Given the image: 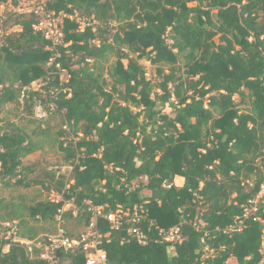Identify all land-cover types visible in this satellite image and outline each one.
Listing matches in <instances>:
<instances>
[{
	"label": "trees",
	"instance_id": "1",
	"mask_svg": "<svg viewBox=\"0 0 264 264\" xmlns=\"http://www.w3.org/2000/svg\"><path fill=\"white\" fill-rule=\"evenodd\" d=\"M46 4L55 14L76 11L83 21L64 20L67 46L60 48L59 63L70 73L71 92L59 94V110L50 117L62 118L58 149L72 171L61 183L62 201L26 206L0 198V264H48L37 247L47 237L29 220L55 221L69 202L78 208L77 217L71 209L63 213L72 238L90 223L87 202L105 212L143 206L147 216L141 223L111 230L99 221L108 263L260 264L264 198L242 232L228 236L218 230L243 216L264 184V0ZM35 23L34 15L8 14L5 29L21 30L0 42V182L7 188L30 186L22 178L24 160L42 146L2 117L4 109L15 104L31 118L57 80L46 70L51 44L34 31ZM111 56L115 62L109 64ZM142 60L166 64L168 73L159 69L162 79L154 83ZM48 77L43 92L33 89ZM5 222H18L17 236L32 244L15 241ZM133 225L147 235L146 244L130 235ZM176 226L181 243L159 235ZM58 264H86L85 253L62 254Z\"/></svg>",
	"mask_w": 264,
	"mask_h": 264
},
{
	"label": "built area",
	"instance_id": "2",
	"mask_svg": "<svg viewBox=\"0 0 264 264\" xmlns=\"http://www.w3.org/2000/svg\"><path fill=\"white\" fill-rule=\"evenodd\" d=\"M48 0H4L0 2V42L4 44L6 37L11 33L21 30L20 26H12L5 29L6 22L8 20V14L15 15H34L36 17V23L33 25L35 32L39 33L45 40L50 42V46L46 49L51 52V57L47 63L46 70L50 75L55 74L57 80L48 77L47 82L42 84H36L33 86L35 91H42V87L51 81L49 90V96L46 92H43L45 99H39L33 107L32 118L38 121L48 120L56 111L59 110L57 103L58 96L61 93L69 94L71 89L68 88L70 81V73L67 69L61 66L59 60L61 59L60 48L67 46L64 44V20L69 18L76 20L81 25L83 21L79 14L60 12L58 14L48 11ZM57 71L54 72L53 70ZM58 81V83L56 82ZM25 91L19 98V102L22 106L25 104ZM68 96V97H69ZM62 114L65 111H61ZM67 129V127H65ZM264 198V184L261 187L260 192L251 199L244 207V215L237 217L233 225L218 230L222 233L232 236L235 233L242 232L245 227V220L251 216H255L260 209V206ZM63 198H58L54 201H62ZM87 212L91 214V220L87 228L81 235L77 237H70L65 228L66 221L63 218V213L73 210L72 213L77 217L78 208L71 202L66 203L65 206L59 210L58 215L55 217V223L57 226L56 232L52 235H47V239L44 243L40 242L37 247L42 249V259L48 262V264H58L62 254H68L75 251H82L86 256V264H107L106 252L101 248L104 235L100 231L99 221L104 219L110 225L111 230H119L124 223L132 222L134 224L141 223L146 219L147 213L143 206H135L133 211L130 212L119 208L115 212H105L103 206H95L91 202L86 203ZM18 222L9 223L5 222L2 225L9 228V236H13L15 241H19L22 244L31 245L32 242L21 240L18 236ZM200 222L196 220L193 222V226L196 229L200 228ZM130 235L134 236L136 240L141 244L147 243V235L141 230L139 226L133 225L129 231ZM159 235L166 242L181 243L183 241L180 229L178 226L171 228L170 230H160ZM212 254L211 251H209ZM261 254L264 256V241ZM260 264H264V257Z\"/></svg>",
	"mask_w": 264,
	"mask_h": 264
},
{
	"label": "rangeland",
	"instance_id": "3",
	"mask_svg": "<svg viewBox=\"0 0 264 264\" xmlns=\"http://www.w3.org/2000/svg\"><path fill=\"white\" fill-rule=\"evenodd\" d=\"M189 6L193 7L195 4ZM113 62H115V58L111 56L109 64ZM141 63L145 67L147 77L154 83L160 82L162 79L158 73L159 69H163L165 73H168L169 66L166 64L152 65L145 60H142ZM235 100L240 103L239 96H236ZM239 107L241 109L246 108L245 105H239ZM165 111L170 112V108L166 107ZM2 117L25 128L29 137L39 146H42V149L24 160L22 178L30 186L26 188L22 186L7 188L0 182V198L17 204L24 203L26 206H31L42 200L54 201L61 198L63 194L61 183L69 179L72 171V167L65 163L58 149L57 137L62 128V118L56 115L54 118H50L51 120H46V122L32 123L33 118L27 116L15 104L6 106ZM43 132H46L45 136L42 135ZM29 226L39 231L40 236L52 235L57 229L55 221L29 220ZM69 228L76 233L81 231L73 223H69ZM229 264H236V262L229 260Z\"/></svg>",
	"mask_w": 264,
	"mask_h": 264
},
{
	"label": "water",
	"instance_id": "4",
	"mask_svg": "<svg viewBox=\"0 0 264 264\" xmlns=\"http://www.w3.org/2000/svg\"><path fill=\"white\" fill-rule=\"evenodd\" d=\"M107 264H122V263H107Z\"/></svg>",
	"mask_w": 264,
	"mask_h": 264
},
{
	"label": "crops",
	"instance_id": "5",
	"mask_svg": "<svg viewBox=\"0 0 264 264\" xmlns=\"http://www.w3.org/2000/svg\"><path fill=\"white\" fill-rule=\"evenodd\" d=\"M24 168V167H23Z\"/></svg>",
	"mask_w": 264,
	"mask_h": 264
}]
</instances>
